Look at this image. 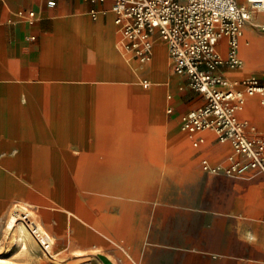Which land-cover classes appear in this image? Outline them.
I'll list each match as a JSON object with an SVG mask.
<instances>
[{
	"label": "crops",
	"instance_id": "crops-1",
	"mask_svg": "<svg viewBox=\"0 0 264 264\" xmlns=\"http://www.w3.org/2000/svg\"><path fill=\"white\" fill-rule=\"evenodd\" d=\"M49 1L0 0L4 185L7 171L98 170L96 216L101 202L111 242H121L133 264H264V176L203 170V159L225 163L233 151L210 131L192 137L181 128L182 115L205 99L174 72L166 44L158 39L140 69L123 48L113 1ZM226 42L220 41L224 54ZM241 69L220 72L238 79ZM168 89V99L154 95ZM256 96L241 115L264 134L246 114ZM197 136L205 140L194 146ZM16 175L9 183L19 192ZM59 233L62 244L71 238L63 226Z\"/></svg>",
	"mask_w": 264,
	"mask_h": 264
},
{
	"label": "built area",
	"instance_id": "built-area-1",
	"mask_svg": "<svg viewBox=\"0 0 264 264\" xmlns=\"http://www.w3.org/2000/svg\"><path fill=\"white\" fill-rule=\"evenodd\" d=\"M111 1L117 12L115 22L122 30L123 48L137 60L139 68L145 69L150 63L159 39L166 44L174 72L203 95L202 104L182 115L181 128L192 137L210 131L219 142L231 146L233 152L225 163L212 164L205 158L203 170L231 177L249 171L264 176V134L241 115L250 96L261 95L264 106V77L229 79L220 72L221 67L235 70L244 64L240 42L251 17L249 8L237 0ZM247 1L252 8L264 6V0ZM49 4L54 5L55 1L50 0ZM29 14L34 16V12ZM223 39L227 41L226 54L220 49ZM143 82L148 80L144 78ZM204 140L197 136L193 144L199 146Z\"/></svg>",
	"mask_w": 264,
	"mask_h": 264
},
{
	"label": "rangeland",
	"instance_id": "rangeland-1",
	"mask_svg": "<svg viewBox=\"0 0 264 264\" xmlns=\"http://www.w3.org/2000/svg\"><path fill=\"white\" fill-rule=\"evenodd\" d=\"M238 2L248 5L251 12L241 45V54L246 58L244 65L248 66L243 65L239 74L241 77H264V30L261 28L264 23V6L252 8L247 0ZM253 44L258 46L255 50L250 48ZM248 49L253 54L251 59L246 57ZM149 84L150 81L143 82L140 86L145 88ZM180 89L184 91L185 87L180 86ZM169 91L172 93L168 89L165 93L154 95L159 99H168ZM261 100L262 96L251 98L246 107V114L264 127V106L260 104ZM166 111L164 113H167ZM106 173L105 178H110L111 172ZM15 175L16 171H7L6 185L5 179H0V255H5V261L0 264H133L131 252L127 248L122 249L124 245L121 242H111V219L101 216V213H109L105 206L101 211V202L98 203L99 215L96 216L97 202L91 196L98 190L100 177H94V171L24 169L17 171L16 175L18 181L22 182V191L19 192H15V187L10 184L15 181ZM102 193H109L105 186ZM98 194L101 195V192ZM64 202L67 203L66 206H63ZM17 210L22 212V216L27 215L23 221L28 226H35L38 221L52 233L55 237L53 249L47 247L48 243L38 246L26 229V242L30 252L27 256L23 255L22 248L15 245L13 231L7 228L9 218ZM62 226L64 233L71 236L63 244L62 235L59 233ZM118 257L122 261H119Z\"/></svg>",
	"mask_w": 264,
	"mask_h": 264
},
{
	"label": "bare ground",
	"instance_id": "bare-ground-1",
	"mask_svg": "<svg viewBox=\"0 0 264 264\" xmlns=\"http://www.w3.org/2000/svg\"><path fill=\"white\" fill-rule=\"evenodd\" d=\"M256 38V37H254ZM260 38V37H257ZM263 39V38H261ZM254 41V40H253ZM257 41V40H256ZM256 43V42H255ZM254 46H250V48L252 50H255L258 46L253 44ZM261 44H259L260 46ZM257 46V47H256ZM250 49V50H251ZM260 52V51H259ZM262 52V51H261ZM255 53V51H254ZM246 57L248 59H251L253 57V54L251 53V51H246ZM245 58V57H244ZM246 59V58H245ZM247 61V60H246ZM246 66V65H244ZM248 66V64H247ZM246 66V67H247ZM251 67V66H250ZM136 92V91H135ZM110 94V93H109ZM104 95V94H103ZM119 96V94L117 95ZM113 97V95H112ZM94 171V177H100V171L98 170H91ZM111 172L110 175L112 174V171H108ZM91 173V172H89ZM102 175V174H101ZM26 210V209H25ZM14 211V210H13ZM28 211V210H27ZM22 212H20L19 210L14 212V215L11 216V218H9L8 222H7V228L11 231H13V235H14V241H15V245L17 246V248L21 247L22 250H26L28 251V245L26 242V229L29 232V234L33 237V239L37 242L38 246H40V244H47V247H51L53 249L54 246V240L55 237L52 235L51 232H49L41 223H39L37 220V223L35 224V226H28L24 221V217H27V215L22 216L21 214ZM52 243V244H51ZM44 251V250H43ZM46 254V252H45ZM47 255V254H46ZM5 255L1 254L0 255V262L5 261Z\"/></svg>",
	"mask_w": 264,
	"mask_h": 264
}]
</instances>
